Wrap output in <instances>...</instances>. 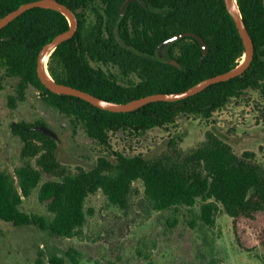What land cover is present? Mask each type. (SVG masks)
Returning <instances> with one entry per match:
<instances>
[{"label": "trees", "instance_id": "1", "mask_svg": "<svg viewBox=\"0 0 264 264\" xmlns=\"http://www.w3.org/2000/svg\"><path fill=\"white\" fill-rule=\"evenodd\" d=\"M38 0H0V19L20 6ZM77 17L74 37L51 54L48 70L57 83L92 94L109 103L123 104L152 94H175L199 82L237 69L245 46L225 0H139L121 9L127 0H57ZM255 47L250 67L226 82L176 102H153L135 111L115 113L65 94L50 91L37 73L43 47L71 28L67 15L52 8L26 11L0 30V69L18 81L10 106L26 99L33 89L55 111L81 125L87 135L110 148V133L142 135L154 128L174 124L179 118H211L233 99L249 90L264 97V0H236ZM89 17L93 21H89ZM186 32L201 36L209 45L202 58L199 41L192 37L176 41L164 50L159 45ZM176 60L180 67L167 63ZM116 68L127 84L103 68ZM46 125L13 122L11 131L22 141L23 166L15 175L0 170V219L15 226L35 225L61 238L82 233L89 196L101 191L113 206H129L133 185L140 181L145 198L155 211L193 208L200 202L201 219L216 224L221 210L231 217L236 239L250 244L253 233L264 251V168L254 154L239 156L218 133L189 152L176 149L149 159L110 151L88 169L71 172L57 157L58 139L35 130ZM58 134V133H57ZM59 135V134H58ZM36 158V166L30 162ZM51 179L44 180V176ZM39 189V200L48 214H28L24 198ZM174 219L171 226H175ZM255 246V245H252ZM249 248V247H247ZM79 264L80 254L71 248L65 254ZM64 257L49 256V264H65Z\"/></svg>", "mask_w": 264, "mask_h": 264}, {"label": "rangeland", "instance_id": "2", "mask_svg": "<svg viewBox=\"0 0 264 264\" xmlns=\"http://www.w3.org/2000/svg\"><path fill=\"white\" fill-rule=\"evenodd\" d=\"M103 68L120 76L116 68ZM130 79L138 80L136 76ZM130 79L119 77L124 84ZM17 83L0 69V170L11 175L25 163L22 141L13 135L11 124L37 120L45 121L59 134L57 157L74 173L92 168L110 151L155 159L170 154L176 141V149L186 153L202 143L210 131L218 133L239 156L253 153L254 161L264 168V97L259 91L249 90L211 118L182 117L142 135L110 133L108 148L91 139L81 125L74 126L71 119L47 106L33 89L12 108L9 98L16 95ZM30 162L37 167L36 158ZM48 179L51 177L45 175L44 180ZM38 194L37 188L24 198L22 209L28 214L47 215V203L40 202ZM86 209L89 214L83 231L73 238L43 232L33 224L15 226L0 219V264H49L52 254L64 257L65 264H74L65 255L71 248L80 254L79 264H264V251L257 245L255 233L250 244H240L231 217L222 210L214 226L202 221L200 202L193 208L155 211L140 181L133 185L128 208L111 205L99 191L89 196ZM174 219L177 222L171 226Z\"/></svg>", "mask_w": 264, "mask_h": 264}, {"label": "water", "instance_id": "3", "mask_svg": "<svg viewBox=\"0 0 264 264\" xmlns=\"http://www.w3.org/2000/svg\"><path fill=\"white\" fill-rule=\"evenodd\" d=\"M133 1H139V0H127L122 6L121 15H124L126 7L128 6L129 3ZM225 4H226V8L228 12L231 14V16L234 19V22L237 26V29L239 31V34L245 46V60L237 69L231 72H228L226 74L218 75V76L203 80L199 82L198 84L194 85L193 87L189 88L188 90L180 92V93L152 94V95L139 98V99H135L128 103H123V104L105 102L85 91L55 82L53 78L51 77L50 73H49L50 78L47 76L45 72V65L47 64L48 66L51 54L56 50V48L59 45L72 39L78 29L77 17L66 5L59 3L57 0H38V1L24 4L20 6L18 9H16L15 11L9 13L8 15L0 19V30H2L4 27L9 25L12 21L17 19L20 15H22L23 13H25L26 11L30 9L39 8V7L52 8V9H55V10H58L64 13L70 19L71 28L68 31L55 37L50 43L46 44L41 50L39 57H38V63H37V73H38L40 80L50 91L54 93L65 94V95L81 98L103 110H107V111H111L115 113H128V112L135 111L153 102H159V101L176 102V101L187 99L189 97H192L204 91L211 85L221 83V82H226L233 78L241 76L250 67L254 59V54H255V47H254L253 40L247 30V27L245 25V22L243 21V18L240 12H237L235 10L233 6V0H225ZM187 37H192L199 41L201 48H202V58L208 55L209 45L201 36L193 32H186V33L175 35L169 38L168 40L164 41L163 43H161L159 45V48L161 50H164L165 47L170 46L176 41L181 40L183 38H187ZM167 63L180 67L179 63L176 60H170V61H167ZM34 129L42 132L45 135L52 137L53 139L58 138L57 133L46 125H41V126L35 127Z\"/></svg>", "mask_w": 264, "mask_h": 264}, {"label": "bare ground", "instance_id": "4", "mask_svg": "<svg viewBox=\"0 0 264 264\" xmlns=\"http://www.w3.org/2000/svg\"><path fill=\"white\" fill-rule=\"evenodd\" d=\"M233 6H234V8H235V10H236L237 12H240L236 0H233ZM45 72H46L47 76L50 78L47 64L45 65Z\"/></svg>", "mask_w": 264, "mask_h": 264}]
</instances>
